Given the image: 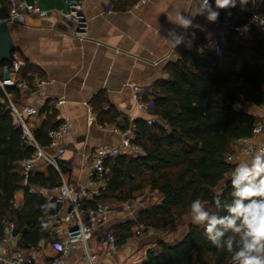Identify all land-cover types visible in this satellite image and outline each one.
I'll return each instance as SVG.
<instances>
[{
    "label": "trees",
    "instance_id": "trees-1",
    "mask_svg": "<svg viewBox=\"0 0 264 264\" xmlns=\"http://www.w3.org/2000/svg\"><path fill=\"white\" fill-rule=\"evenodd\" d=\"M137 1L120 0L128 7ZM211 3L214 5V1ZM256 16L264 17V0H248L243 11L236 7L220 10L219 19L233 29ZM224 47L221 58L204 54L195 46L170 63L166 68L168 80L155 85L152 101L144 99L153 105L148 117L159 122L148 125V117L134 122L133 145L142 154L118 156L106 163V191L99 199L101 202L127 203L146 189L163 197L160 205L139 215L137 224L113 229L119 247L133 237L132 229L137 225L166 230L190 214L194 199H200L213 214H226L215 207L214 197L221 194L222 203H231L228 176L235 166L227 160L233 155L232 145L236 141L253 136L256 118L235 106L264 105V31L254 30L247 40H236L230 35ZM8 64L5 62L0 70ZM21 77L31 84L27 68H22ZM7 91L19 95L15 88ZM0 99L7 103L1 89ZM90 103L101 126L119 124L120 115L112 106L105 108L107 100L103 95ZM44 111L47 118L34 131V137L41 147L47 148L51 143L49 133L62 121L53 107ZM21 135L12 112L0 103V237L5 227L13 225V235L19 238L17 250H29L50 238L46 221L59 206L48 202L45 194L59 187L62 180L53 168L28 177L19 173L22 163L35 151L21 140ZM60 166L61 174L67 176L68 165L60 162ZM20 191L24 192L23 203L16 206ZM224 240L225 237L220 238L221 245ZM159 247L160 253L149 252L143 264H232L231 255L217 250L206 238L204 227L195 224L189 225L178 243L161 242Z\"/></svg>",
    "mask_w": 264,
    "mask_h": 264
},
{
    "label": "crops",
    "instance_id": "crops-1",
    "mask_svg": "<svg viewBox=\"0 0 264 264\" xmlns=\"http://www.w3.org/2000/svg\"><path fill=\"white\" fill-rule=\"evenodd\" d=\"M23 1H38L43 9L53 14V18L46 21L31 16L24 25L10 26L16 46L13 58L21 61L22 68H27L28 77L32 79L29 92L18 91L19 95L11 93V99L16 104L38 110V115L29 119L33 131L38 130L46 120L48 114L44 110L51 108L59 99L66 101L58 110V119L68 121L72 129L63 142L68 150L62 161L69 169L65 179L75 187L86 184L87 163L96 149L120 145L121 140L114 133L115 128L134 126L136 120L148 117L138 110L135 92H139L143 99L148 97L152 101L155 85L169 78L166 68L170 63L181 59L182 54L190 48L199 46L201 49L213 38L220 39L225 46L232 30L219 18L216 22H209L206 19L207 11L195 16L193 26L188 29L179 28L169 21L174 19L177 11L192 15L196 0H138L132 7L124 6L120 0H112L114 4L111 0H81L87 22V35L81 40L71 36L58 13L65 10L66 0ZM213 1L209 0L210 3ZM7 7V0H0V15H4ZM243 7L237 0L236 8L243 11ZM172 29L185 36V41L175 49L166 39L168 31ZM189 43L191 47L187 46ZM99 95L107 100L105 108L112 106L117 110L119 124L103 127L98 123L90 102ZM251 112L262 116L260 109L257 114L253 110ZM46 151L54 154L56 150L48 148ZM228 177L231 178L230 175ZM151 192L145 190V194L149 195L148 200H144L132 213L125 210V203H119L120 209L110 216L98 232L109 228L116 230L128 223L137 224L141 213L163 201L158 192ZM45 195L50 196L49 192ZM23 199L24 192L20 191L16 195L18 206L23 203ZM179 221L173 230L184 231L183 238L188 226L193 223L186 217ZM147 229L150 231L151 228ZM142 236L135 237L137 240L134 237L128 239L117 253L102 264L146 262L147 251L153 247V233L148 232L142 242L136 243ZM18 245L19 238L3 235L0 237V257L8 251L7 257L12 258ZM39 247L47 260L58 256L57 244L50 238L41 242ZM62 264L87 263L80 249Z\"/></svg>",
    "mask_w": 264,
    "mask_h": 264
},
{
    "label": "built area",
    "instance_id": "built-area-1",
    "mask_svg": "<svg viewBox=\"0 0 264 264\" xmlns=\"http://www.w3.org/2000/svg\"><path fill=\"white\" fill-rule=\"evenodd\" d=\"M7 11L0 15V25H24L28 18L37 16L46 21H51L53 14L43 9L38 1L27 3L23 0H7ZM62 22L67 27L71 36L84 40L87 35V22L85 20L82 1L66 0L65 10L58 12ZM264 31V17L256 16L245 22L244 25L234 27L230 35L236 40H247L254 30ZM202 53L214 54L221 58L224 56L225 47L221 40L213 38L201 47ZM22 63L19 59L13 58L12 62L0 70V89L4 93L7 103L0 99V103L6 105L12 112L16 125L21 129V140L35 149L33 155L22 163L19 173L28 177L37 173L45 174L48 169H55L60 175L62 183L49 191L47 201L59 206V210L46 221L50 239L57 244L58 256L47 260L40 247L29 250H17L12 258H8V251L0 257V264H62V262L76 254L80 249L84 253V261L87 264H99L103 257H109L117 253L120 249L118 236L113 229H99L109 221L110 216L120 209L119 203L101 202L99 199L106 191L105 174L107 173L106 163L110 159L118 156L141 155L142 150L133 145L135 139V128L130 126L127 130L115 128L114 133L120 138L119 146H105L96 149L87 163V181L84 185L77 187L66 181L61 174L60 162L67 153V146L63 144L67 135L71 132V124L68 121L49 133L50 146L41 147L35 140L34 131L31 129L29 119L38 115V110L30 106H22L12 101L8 88H15L19 92H29L31 84L21 77ZM40 84H44L41 82ZM135 99L138 102V110L141 114L149 116L150 103L145 102L140 97L139 92H135ZM64 99H59L52 106L54 110H59L65 105ZM237 109H244L242 105H236ZM262 112V116L255 115L256 118L253 136L247 139L236 141L232 145L233 155L228 157V162L235 167L240 160L249 158L245 155L246 149L252 147L254 150L264 148V105L257 107ZM159 121L154 118L147 120L148 125H154ZM55 149L51 154L46 149ZM101 185V186H99ZM99 186V187H98ZM31 192H34L32 190ZM144 199L131 200L124 204L128 213L134 212ZM123 205V204H122ZM16 206L17 203H16ZM144 232V228L137 225L132 229V233L139 235ZM14 226L5 227L4 236L14 237Z\"/></svg>",
    "mask_w": 264,
    "mask_h": 264
},
{
    "label": "clouds",
    "instance_id": "clouds-1",
    "mask_svg": "<svg viewBox=\"0 0 264 264\" xmlns=\"http://www.w3.org/2000/svg\"><path fill=\"white\" fill-rule=\"evenodd\" d=\"M247 3L248 0H239L242 7ZM236 5L237 0H214V5L209 0H196L192 15L177 11L174 19L169 21L179 28L188 29L193 26L195 16L207 11L206 19L216 22L220 10ZM194 36L193 33L192 38ZM166 39L175 49L185 41V36L172 29ZM187 46L191 47V44ZM245 155L250 158L240 160L231 174V203L228 200L222 203L221 194L214 197L215 207L226 214H213L206 210L200 199H194L190 205V219L193 224L204 227L206 238L217 250L231 255L232 264H264V148L254 150L249 147ZM229 232L231 234L226 236ZM221 237H225L223 245Z\"/></svg>",
    "mask_w": 264,
    "mask_h": 264
},
{
    "label": "rangeland",
    "instance_id": "rangeland-1",
    "mask_svg": "<svg viewBox=\"0 0 264 264\" xmlns=\"http://www.w3.org/2000/svg\"><path fill=\"white\" fill-rule=\"evenodd\" d=\"M244 110L247 111V112H249L253 116H255V115H254V113L252 114L251 110H253V112H255L256 114L258 112L257 107H254V106L249 105V104H246V106L244 107ZM222 187L223 186H221L217 190V192H220ZM151 193H154V191H152ZM148 196L149 195L148 194L146 195L145 194V190H144V191L136 194L135 198H133V199L134 200L144 199V200L147 201L148 200ZM186 218H190V214L187 215ZM179 222L180 221H177L173 225L168 226L167 229L165 230V232L160 231V230H154V229H150V231H149V229H147L145 226H143L144 233H141L139 235L133 234V237H134L133 239L137 240L138 237H140L141 235H143L142 238L139 241L136 242V243H140V242H142V240L145 239V237H146L145 235H147L148 232H152L153 233V236H152L151 240L153 241V243H152L153 245H151V246H153V247L150 248V250H148L147 252L148 253L149 252H153L154 254H158L161 251V248L159 247V243L162 242V243H165V245H174V244L178 243L181 240V238H182V236L184 234V231L181 232L180 230H177V232H176V231H174L175 229L173 230V228H174L173 226L174 225H177ZM175 232H176V234H174ZM135 237H137V238H135ZM146 244H147V242H146ZM146 246H149V245H146ZM107 258L108 257H106V258L103 257L101 259L102 261L99 264H102L103 261H105Z\"/></svg>",
    "mask_w": 264,
    "mask_h": 264
},
{
    "label": "water",
    "instance_id": "water-1",
    "mask_svg": "<svg viewBox=\"0 0 264 264\" xmlns=\"http://www.w3.org/2000/svg\"><path fill=\"white\" fill-rule=\"evenodd\" d=\"M16 46L10 31V27L6 24L0 25V68L7 62L13 60V53H15ZM153 105L151 104V108Z\"/></svg>",
    "mask_w": 264,
    "mask_h": 264
}]
</instances>
